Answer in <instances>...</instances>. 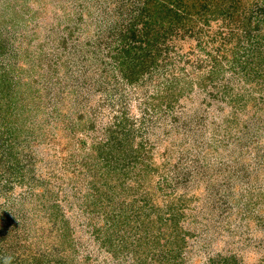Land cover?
Returning <instances> with one entry per match:
<instances>
[{"label":"rangeland","instance_id":"rangeland-1","mask_svg":"<svg viewBox=\"0 0 264 264\" xmlns=\"http://www.w3.org/2000/svg\"><path fill=\"white\" fill-rule=\"evenodd\" d=\"M151 1L0 0V97L21 112L0 126L19 158L0 161L7 264H264V62L246 82L224 61L204 83L191 66L182 73L198 41L184 37L180 55L168 47L167 75L128 82L122 59L142 55ZM251 1L254 11L264 3ZM173 75L198 78L163 92ZM168 96L171 109L158 104ZM108 129L115 149L97 145Z\"/></svg>","mask_w":264,"mask_h":264},{"label":"trees","instance_id":"trees-1","mask_svg":"<svg viewBox=\"0 0 264 264\" xmlns=\"http://www.w3.org/2000/svg\"><path fill=\"white\" fill-rule=\"evenodd\" d=\"M151 2V8L148 5L149 2H146L139 18L141 31L140 35L137 36L138 38H136V42L144 45L142 47L143 49L141 48L143 51L142 55L131 58L130 54L127 55L130 51H123V53L127 55L125 57L131 58L129 61L127 59H122L123 62L121 63L122 68L125 69V79H127L128 82L136 81L137 78L134 76L136 74L141 77L142 75H147L149 78L155 75H167L169 69L173 70L176 66V64H174L175 62L171 61L174 59L173 55H180L176 53L177 51L173 50V45L175 46V44L179 40L184 39V37H186V39L196 38L198 41L195 47L190 48L191 54L189 53L190 55L193 54L196 60L195 62L193 59L189 61L190 63H188L185 68L187 71L181 68L183 74L186 75L188 67L191 66L193 75L195 73H200L201 76H197L202 78L204 83L208 80L217 81L220 79L219 75L225 73L223 62L226 61V63H229L231 69L235 68V66L240 67L244 81L246 82L249 78L256 77L255 75H257L256 78L261 77V72L259 71V73L256 74V69L259 63L263 64L262 62H264V51H261L264 50L263 2H261L263 6L260 4L261 6L255 10L258 12L257 15H255L256 12L254 10H251L253 1L250 2V0H152ZM258 3L259 0H256L255 5ZM258 18L260 19L254 22V20ZM219 20L224 22L221 23L223 27L218 23ZM237 22L240 26H238ZM234 25L237 27H234ZM239 27L245 30L244 38L248 39L246 46L243 47L239 44H235V39L239 37ZM250 28L255 34L251 32ZM143 29L146 30L144 31L145 33ZM164 44H166L167 47ZM168 47H171V50L174 51L172 56L168 55ZM257 56H259L258 59ZM242 57L243 59L241 60ZM195 78L185 76L183 79H180L178 75H173V79L167 81L162 91L183 94L186 90L192 89L191 83ZM202 85L203 87L205 86L203 83ZM210 93V91H207L206 95ZM170 98L168 96L165 99H160L159 101L162 102H158V104L163 105L162 103H166L171 109V104L175 101L167 100ZM0 99V126L5 127L10 123V125H12L14 123L13 120L15 122L20 120L21 112H19L20 114H12L16 107L11 109L13 110L11 112L9 110L10 105L8 101L2 103V97H0ZM2 129L5 131L4 134H10L11 137L14 133H17L16 130L9 132L4 128ZM67 129L70 131L69 128ZM107 131L110 133L108 136L109 138L106 142H100L97 145L98 147H110V149H115L113 140H117L118 137L115 138L114 131H111V129ZM44 138H47V136ZM51 138H53V136ZM36 140L37 138H31V136H29L26 138L25 142L29 145L30 142ZM5 143L6 141L3 140L0 135V146H2L0 149V161L6 160L9 164L14 161L18 162L19 158L17 151L14 150L13 152L12 150L14 145H12V147H4ZM58 144L57 147H62L64 145V140H58ZM6 150H10V153H6ZM106 153L108 152L105 150L102 151L103 157H106ZM84 163L89 170L98 169L95 166L92 167L94 162H90V164L89 161L88 163L86 161ZM90 191H92L95 197H98L99 192L102 190L92 185ZM125 209L127 208L125 207ZM2 229L1 227L0 232H2ZM45 260H47L45 256L41 257L39 260L37 255H31V258L28 259V264H46L44 263ZM1 263L7 264L0 258V264ZM55 264L69 263L67 260H63L60 257L55 260Z\"/></svg>","mask_w":264,"mask_h":264}]
</instances>
